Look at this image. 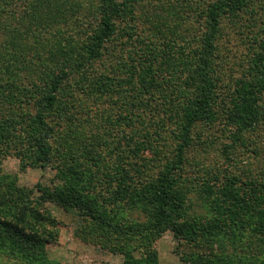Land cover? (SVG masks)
Returning a JSON list of instances; mask_svg holds the SVG:
<instances>
[{"label": "trees", "instance_id": "obj_1", "mask_svg": "<svg viewBox=\"0 0 264 264\" xmlns=\"http://www.w3.org/2000/svg\"><path fill=\"white\" fill-rule=\"evenodd\" d=\"M147 1L0 0V254L50 264L55 205L123 264H159L167 232L217 247L191 264H264V172L194 179L187 156L213 126L236 128L229 155L264 125V0ZM13 154L52 186L4 174Z\"/></svg>", "mask_w": 264, "mask_h": 264}, {"label": "rangeland", "instance_id": "obj_2", "mask_svg": "<svg viewBox=\"0 0 264 264\" xmlns=\"http://www.w3.org/2000/svg\"><path fill=\"white\" fill-rule=\"evenodd\" d=\"M154 1L148 0L147 2ZM151 9V8H150ZM152 11V9L150 10ZM191 21L189 25H195L199 29V23L202 24V19H197L196 16H191ZM145 17H142L140 24L142 27L147 29V24L144 23ZM149 34V32L147 31ZM195 33V34H194ZM202 32L196 30V32H191V36H196L197 38L201 36ZM233 34V32H231ZM232 40H231V39ZM230 40L233 43H237V39L234 36H230ZM240 44V43H239ZM242 48L233 51L234 54L240 51L246 52ZM236 50V49H235ZM226 56L231 53H225ZM228 54V55H227ZM108 62L114 59L108 56ZM225 70L237 77L239 75L237 66H229L224 63ZM241 73V71H240ZM91 105V103H89ZM92 112V111H91ZM97 114L93 115L94 117ZM99 118V116H98ZM101 122V120H96ZM236 131L235 127H228L226 134L232 136ZM205 135L203 138H197L196 145L190 149L187 156L191 161V165L188 167V174L192 178L204 177L206 171L223 172L225 169H229V175H240V177L245 178L248 175H260L264 172V125L256 127L254 129H248L244 134L245 145L237 142V145L231 149L229 155L224 151V145L231 144V138L222 132V127L219 125L213 126L212 130H205ZM213 133L210 138H207ZM203 136V134H202ZM164 141H155L154 146L160 148ZM167 147L163 150L165 153H170L173 149V142L167 141ZM145 158H154V154L147 150L145 153ZM227 158H231L230 161ZM3 173L14 177L17 180V184L20 187H26L28 189H35L37 184L52 186V182L55 179L56 170L47 168H26L22 167V162L18 156L15 154L8 155V157L3 161L2 164ZM154 170V169H153ZM156 171V169H155ZM223 176V175H222ZM224 181H226L224 179ZM194 198V203H202L201 199L197 200L198 195L193 193L191 195ZM52 213L57 219L58 226V239L55 243H51L47 246V254L50 264H123L124 259L122 255L115 254L107 249H104L98 239L84 237L83 233L80 231V221L75 213L66 212L63 209L56 207L55 205H49ZM199 204L195 206L198 208ZM201 209L198 208V212ZM203 212V210H202ZM201 213H198V216ZM133 218L143 220L138 214L132 215ZM247 240V239H246ZM248 241V240H247ZM247 246V242H244L243 247ZM157 251V256L159 264H191V261H185L184 258H188V253L194 251L203 254L206 257H212V253L215 252L217 247L211 249L204 243L202 245H194L187 243H179L172 232L165 233L154 245ZM249 251V249H247ZM232 253L233 250L227 248V253ZM238 253H242V248L239 246ZM0 264H28L20 260L13 259L7 255L0 254Z\"/></svg>", "mask_w": 264, "mask_h": 264}]
</instances>
